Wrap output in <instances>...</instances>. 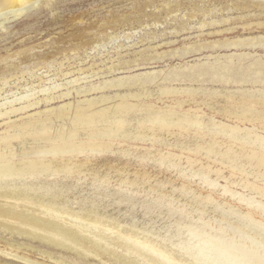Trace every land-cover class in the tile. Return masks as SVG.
Wrapping results in <instances>:
<instances>
[{"label":"rangeland","instance_id":"1","mask_svg":"<svg viewBox=\"0 0 264 264\" xmlns=\"http://www.w3.org/2000/svg\"><path fill=\"white\" fill-rule=\"evenodd\" d=\"M3 6L7 3L0 0ZM92 87L97 89L89 90ZM62 94L68 95L60 98ZM124 94H129L124 101L139 105L125 113L128 125L112 139L99 134L98 140L112 141V146H104L89 159V170L80 179L76 176L58 183L63 188L62 200L58 196L50 199L76 211H100L123 234L140 229L182 262H192L180 247L183 225L213 227L241 246H261L264 258V233L256 226L249 229L253 222L245 216L249 212L264 221V197L241 184L249 180L264 186V177L256 174L263 167L249 164L252 145L248 142L213 134L214 124L224 122L253 130L251 138L256 133L264 136V0H39L18 15L0 14V110L41 100L27 110L0 117V136L8 135L6 141L0 137V152L15 154L0 162H18L24 151L53 144L20 132L25 122L37 120L52 135L61 131L68 138L72 134L70 141L90 139L86 129L72 131L77 107L86 108L87 100L100 97L112 99L99 102L92 110L113 107ZM46 98L52 101L46 104ZM65 103L70 107L62 117L45 111ZM147 108L175 111L174 119L185 113L202 124L200 128L140 129L139 120L146 117ZM138 132L145 138L126 137ZM240 134L245 136V130ZM213 138L220 143L215 145L218 152L233 146L236 168L227 157L208 151ZM86 161L85 155L73 159ZM194 171L208 174L213 184ZM96 173L108 175L107 184L95 187L99 184L93 179ZM3 195L0 201L7 199ZM44 198L49 197L25 202L37 209ZM19 235L0 227V239L14 240L19 244L16 251L34 261L151 263L107 238L81 234L98 246L89 249L93 244L70 241L71 247L62 248ZM0 264L37 263L0 252Z\"/></svg>","mask_w":264,"mask_h":264},{"label":"bare ground","instance_id":"2","mask_svg":"<svg viewBox=\"0 0 264 264\" xmlns=\"http://www.w3.org/2000/svg\"><path fill=\"white\" fill-rule=\"evenodd\" d=\"M5 1L7 6L0 8V14L6 12L18 15L21 12L33 7V5L37 4L39 0ZM95 88L96 87H92L89 90ZM165 91L171 92L170 90ZM66 95L68 94H62L60 95V98ZM127 96H129V94L121 95L123 102L121 101L122 103L119 102L113 107L99 108L97 110L91 109L96 104L98 105L99 102L108 100L110 98L112 99V97H100L101 99H96L94 97L95 99H89L85 102L87 104L86 108L77 107L74 118L72 119V131L77 132L80 129L88 130L90 139L88 138V140L85 141H70L69 138H73V135L71 134L70 137L65 138L64 133L61 131H59L56 135H52L50 134L47 127H39L37 125V122L39 121L37 120L36 122H25L23 125H21L20 132L23 131V133H25L27 136H37L39 139L47 138L49 140L48 142H53V144L46 147H38L37 149H28L24 151L21 156V160L18 162H15L14 160H3L0 162V195L7 194V196H5L7 199L5 201H0V227L5 231L7 230L12 233L15 231L22 236L23 234L33 236L42 243L62 248L71 247L70 241H75L79 244L85 243V245L93 244V246H87L89 249L98 248V246H96V244L93 242L94 240L91 241L81 234H85L89 237L92 236L99 240L107 238L113 245L126 247L125 249H127L130 254L132 253L139 256H144L150 260L152 264H264V258L260 255L263 251L261 246H257L259 248H256L255 246H241L236 242V239L234 240L223 236L220 230H217L213 227L200 225H183L184 231H181V235L184 236L182 237V243L180 244V247L182 251H184V254H187L191 257L192 262H182L174 256L172 251L161 249L158 244H155L154 241L151 240V238L144 236L142 234L143 232H139L140 229L137 231L131 230L130 232L123 234L120 231L121 229L119 230V228H115L113 225H111L108 220L101 215L100 211L85 209L76 211L70 209L69 205L67 204H59V206L58 203H55L50 199L58 196V199L62 200L60 192H63V188L60 187L58 183L64 179H74L76 176L80 179V175L89 170L87 168L89 159L95 154H99L100 152L98 150L104 146L109 148L112 146V141L101 142L98 140L97 137L99 134L109 135L110 139H112L117 137V133L122 131L128 125L129 121L125 113L131 111L139 105L124 101ZM44 100L46 101V104L52 101L50 98H46ZM39 103H41V100L38 102L29 103L28 105L19 108L13 107L6 111L0 110V117L6 115L9 116L14 112H19V110H27V108L36 106ZM67 107H70V103H65L57 108L46 109L45 111H50V113H55L57 117H62L67 113ZM42 112L43 111H39V114ZM146 113V117L139 120L140 129L146 128L149 130L158 127L164 130L165 128L172 126H178L182 129L193 126H198L200 128L202 124L185 113L179 115L177 119H174L173 115L176 116L175 111L162 112L158 110L155 111L152 108H147ZM229 113L232 114L230 111ZM256 117L258 119H263L261 116ZM98 123H102L104 128L97 127ZM214 127V135L221 134L230 139H241L244 142H248L247 144L252 145L250 152H248V162L252 168L258 166L263 167L264 170V153H261V150H264V136L256 133L255 138H251L250 135L254 132L253 130L248 128L241 129L238 125L233 126L224 122L215 123ZM243 130H245V136H241L240 134L243 132ZM0 137L6 138L4 141L8 139V135ZM126 137H132L136 139L145 138L141 132H138L134 135H126ZM218 144L220 143L218 142L217 138H213V143L209 144L208 151L216 152L221 157H227L230 165L233 168H236V159L232 156V154H234L233 146L229 145L226 150H220L218 152L215 148V145ZM1 147L2 145L0 144V151L2 150ZM80 155H85L88 161L83 163L73 162V159L75 157H79ZM6 156L14 157V151L0 152V158H4ZM11 157L6 159H12ZM48 157L59 158L61 160L54 161L53 159H48ZM217 171L220 174V170ZM194 172L202 175L203 179L209 184H213L209 181V176L205 172ZM257 172L258 173L256 174L258 176L262 175L264 177V171L260 170ZM52 176H54V180L49 181L50 179L48 178ZM107 176L108 175L103 176L100 173H96L93 179L99 184L95 185V187L107 184ZM12 183H14L15 186H10ZM53 183L55 184V187L52 186ZM241 184H243L246 188L256 189L254 190L255 194L264 197V186H258L256 183L250 182L249 180H242ZM35 197L49 198H44L43 200L45 203L40 202L42 207H36L37 209H35L31 208L28 202H25L29 198ZM11 199H18L21 201L17 203ZM207 199H210V197L207 196ZM251 199L256 201V204L263 205L261 201L256 200L255 196H251ZM245 216L249 218L254 224L253 225L251 222L250 223L252 225L248 226L246 224L249 229H253L256 226L262 233H264L263 220H257L256 217L249 212H246ZM240 217L242 218V216ZM55 224L57 226H55ZM66 230H68V232ZM115 233L117 235H114ZM248 238H250V236H248ZM1 242L6 244L4 247L0 246V252L4 256H13L14 258H17V260L19 259L23 262L26 261L37 264H50L47 260H35L37 261L35 262L30 255H20L15 249L19 244L15 243V241L12 239H8L6 241H2L0 239V243ZM255 243L253 245H255ZM26 246L30 247V245ZM42 252L45 253L47 251ZM48 256L51 257V254H47V257ZM56 263L63 264L64 261L58 259L56 260Z\"/></svg>","mask_w":264,"mask_h":264}]
</instances>
